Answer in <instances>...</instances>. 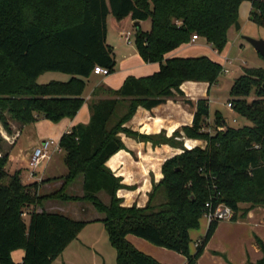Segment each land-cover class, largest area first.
Returning a JSON list of instances; mask_svg holds the SVG:
<instances>
[{"label": "trees", "instance_id": "trees-1", "mask_svg": "<svg viewBox=\"0 0 264 264\" xmlns=\"http://www.w3.org/2000/svg\"><path fill=\"white\" fill-rule=\"evenodd\" d=\"M244 1L0 0V126L9 133L11 121L27 126L40 118L53 122L74 118L85 103L86 79L95 66L110 73L116 70L115 50L107 42L109 14L119 21L128 16L135 21L150 19V31L137 26L134 45L146 62L161 65L153 75L128 76L119 89L106 91L107 98L93 99L90 121L78 123L60 138L68 167L63 177L26 184L21 170L10 174V155L3 152L0 129V264H52L78 238L88 221L61 212L30 211L49 199L93 204L104 215L117 264H164L138 249L127 239L129 234L180 252L187 264H197L220 223H209L193 252L190 231L200 228L208 203L214 210L220 203L229 205L233 221L254 207H264V68H244L230 89L234 110L249 124L231 126L220 110L212 124L209 102L202 99L193 124L183 127L184 135L177 130L171 137L164 133L153 137L125 125L139 105L153 108L176 93L184 96L180 87L187 80L217 83L223 73L221 62L205 55L165 56L194 34L223 52ZM250 12V20L264 28V0H253ZM47 71H61L70 78L40 83L38 78ZM121 133L183 148L163 164L164 177L143 207L123 205L118 196L122 178L107 166L110 156L125 148ZM182 136L206 143L187 149L177 139ZM81 175L83 195L71 194L69 186ZM49 180L63 183L42 194L39 187ZM101 192L108 195V202ZM241 202L252 205L242 209ZM25 214H30L29 223ZM19 249L26 254L16 263L13 251ZM248 264H264V255Z\"/></svg>", "mask_w": 264, "mask_h": 264}, {"label": "crops", "instance_id": "crops-1", "mask_svg": "<svg viewBox=\"0 0 264 264\" xmlns=\"http://www.w3.org/2000/svg\"><path fill=\"white\" fill-rule=\"evenodd\" d=\"M252 1L253 0L250 1L248 7V21H251L250 10L252 8ZM110 15L111 14L108 15L107 42L115 50L117 63L116 70L109 73L107 76L93 73L88 79H86L87 87L83 93L85 103L78 110L79 112L74 118L65 117L59 122H53L48 118H40L38 121L31 123L34 124L40 133L45 129L53 130L58 135V143L62 135L69 132L73 126L78 125V123H88L90 121L92 115V112L90 111V103L93 99L107 98L109 95H107L106 91L108 89H119L128 76H135L137 78L150 76L160 70L161 65L159 62H146L135 45L131 47L126 45L125 42H122L123 56L119 62L118 54L120 47L118 43L109 42ZM145 21L147 20L139 21V27L141 29ZM129 23H134L135 26L137 25V21H135L132 16H128L121 19L115 27L120 30L119 32H121V35H124L125 26ZM260 36L261 38L264 37V33ZM201 37L202 36H200V38ZM254 37L259 38L255 35ZM200 38L195 41L191 40L188 43H184L179 48L170 51L165 58L200 57L201 55H205L216 61L217 59H215L213 55H218L220 52L215 50L205 37H202L204 39L203 42H199ZM220 54H223L224 61H217L225 66L224 62L226 61V54L224 51ZM213 85L202 80H187L180 87L181 91L184 92V96L176 93L174 96H170L164 102L155 105L153 108H146L143 105H139L137 111L125 123V125L139 134L141 133L153 137L159 136L162 133L167 137H171L177 130H180L184 135L182 129L187 125L193 124L199 100H208L210 107L208 121L210 122L214 120L215 115L211 116V89ZM99 88L101 89L100 94L95 95L94 91ZM13 129V139L11 142H8L10 145L4 144L3 151L9 153V160L12 158V153L14 152L13 149L16 147L19 139L24 133L23 126L18 122H15V124L13 123ZM7 135L9 136V133ZM40 136L42 137L41 134ZM50 137L54 138L52 135ZM120 137L124 142L125 148L110 156V159L107 162L109 169L122 178L123 187L118 191V196L122 199L124 206H146L150 198V193L154 190V185L160 182L164 177L162 171L163 164L176 154L183 152V148L180 145H170L167 143L154 144L151 140L138 139L127 135L126 133H121ZM6 139L8 140L9 137ZM177 139L183 142L184 147L187 149L191 148L188 146L189 142L192 143V147L203 146L206 143L205 140L190 138L188 136L177 137ZM21 153L22 150L20 153H17L14 158L16 163H14L13 166L27 165L30 171V162L26 156ZM29 171L27 175L29 177L28 179H32V182L30 183L48 180L44 174L38 175L37 170V178H32L30 175L31 171ZM63 176L50 178H60ZM22 177L27 178L26 175ZM62 183V180H49L40 185L39 190L42 194H49L54 191V189L59 188ZM73 187H75L74 182L68 188L70 193L72 192ZM77 189L80 191L75 195H83V182H81ZM84 202L87 201H62L59 199H49L48 201H44L42 205L31 208L30 211L36 209L37 211L46 210L48 212H61L74 219L88 221V224H86L79 233L78 238L71 242L63 251L64 253L55 259L52 264H78L74 263L73 258H75V256H82L83 254L87 255L89 259L92 257L93 264H108L107 253L110 254V257L112 256V258H114L113 261L115 260L117 264V250L111 245L103 221L104 215L99 212L94 205H91V203L85 205ZM81 213L91 214V216L83 219L79 217ZM29 216L30 214H25V217ZM208 225V221H206L201 231L194 232V229L190 231L192 236L190 248L193 252L196 251L197 242L206 234ZM215 231V234L208 241L204 253L198 259L197 264H248L250 262H257V260L263 257L264 207H254L245 214H240L235 221L222 220ZM127 239H129V241H131L138 249L154 257L158 262L164 264H187V258L180 252L156 246L145 238L143 239L134 234H129ZM106 240L109 242L113 251L106 247ZM25 254L26 253L23 249L13 251L15 262H22ZM98 256H100V261H102L100 263L97 260Z\"/></svg>", "mask_w": 264, "mask_h": 264}, {"label": "rangeland", "instance_id": "rangeland-1", "mask_svg": "<svg viewBox=\"0 0 264 264\" xmlns=\"http://www.w3.org/2000/svg\"><path fill=\"white\" fill-rule=\"evenodd\" d=\"M251 0H245L242 5L240 6V16H239V22L242 25V29H238L236 27V24L231 27L229 35H228V40H227V46L224 49V53L226 54V61L224 62L225 67L229 69L228 73H221L219 79L217 80V83H215L211 89V116H214L217 110H220L226 119V122H228L229 125L231 126H242L245 123L249 124L250 121H247L246 119L242 118L235 110L234 108H231L228 106V102H230L233 97L231 95V87L234 81L241 76L244 72V68L247 67H255V68H264V57L261 55L257 49L249 43L247 40L243 38V35H250V36H258L261 38L260 35L264 33V28L257 26L253 21H248V7L250 4ZM111 17V22H110V38L109 42H114L118 43L120 47V51L118 54L119 62L122 59L123 56V47H122V42L126 43L128 46H134V40L136 36V26L134 23L128 24L125 26L124 32L131 31L133 33L132 36V43H128L125 39V35H121L119 32L120 30L115 27L117 23L120 21L117 20L114 16L110 15ZM152 26V22L150 19L144 22L142 25V30L144 31H150ZM264 38V37H263ZM204 39L201 37L199 42H203ZM223 54H218V55H213V57L219 61H224L223 60ZM102 76V75H101ZM70 76L66 73L63 72H54V71H47L45 74L41 75L38 78V81L40 83H45L49 82L50 80H68ZM255 95L249 98V100H253ZM16 122V121H15ZM14 121H11V126L13 129V123L15 124ZM212 124L214 123L213 120L210 121ZM17 123V122H16ZM23 136L19 139V142L17 143L16 147L13 149L12 153V158L8 164V171L10 174H13L17 171V169H21V175L24 176L26 175L27 178H23V181L26 183L32 182V179H28V167L27 165H17L13 166L15 162L14 158L16 157L17 153H20L22 150L23 155L26 156V158L30 162V157L33 153V151L37 147L44 146V141L49 140L51 145H50V152H51V157L47 161L43 162L36 170L38 175L44 174L47 178L50 177H59L63 176L68 172V167L66 164L65 160V151L61 150L60 152L57 151L56 149L58 148V140L57 137L58 135L53 131L49 129H45L43 132H39V130L34 126V124L23 126ZM1 129V134L3 135L5 142V145H10L8 142L12 141L13 139V133H9L6 129L0 126ZM14 131V129H13ZM9 133V136L7 134ZM42 135V137L40 136ZM54 136L50 137L51 135ZM9 137L7 140L6 138ZM204 143V142H203ZM202 143V144H203ZM189 147H192V143H188ZM32 169L30 168V171ZM29 171V172H30ZM84 181V176L81 175L79 178L74 182L75 187H73V190L71 193L76 194L79 193V189H77L81 182ZM101 198L105 201H109V197L105 192L100 193ZM85 205H89L90 203L84 202ZM88 203V204H86ZM93 205V204H91ZM241 207L242 209H247L251 207V203L248 202H241ZM91 214L87 213H81L79 217L81 218H87L90 217ZM26 222L29 223L30 221V216L25 217ZM206 217L202 220L201 226L199 229H194V232H199L203 229L205 223H206ZM195 238V236H194ZM107 242V240H106ZM106 247L109 248V250H112V247H110L109 242L106 243ZM85 249V248H84ZM106 254V253H105ZM107 255V261L108 264H116L115 260L113 261L114 258L112 256L110 257V254ZM100 256L97 257L98 262L100 261L101 258ZM93 258L91 257L90 259L88 258L87 255L83 254L82 256H75L73 258L74 263L78 264H93ZM101 264V263H100Z\"/></svg>", "mask_w": 264, "mask_h": 264}, {"label": "built area", "instance_id": "built-area-1", "mask_svg": "<svg viewBox=\"0 0 264 264\" xmlns=\"http://www.w3.org/2000/svg\"><path fill=\"white\" fill-rule=\"evenodd\" d=\"M124 35H125L126 41L131 44L133 33L131 31H127V32H124ZM199 38L200 37L197 34H194L192 37V40L195 41V40H198ZM225 60H227V59L225 58ZM223 72L228 73L229 69L224 66ZM94 73L102 75V76H107L110 73V70L108 68L101 66V65H97L94 68ZM228 106L233 108L231 102H228ZM50 145H51L50 141L46 140V141H44V146L37 147L33 151L32 155L30 157L31 160L29 163L30 168L32 169L30 172V175L32 178L33 177L37 178L36 169L43 162L50 159V157H51ZM56 150L59 152L62 150L60 143H58V148ZM207 206H208V210L205 212L204 216L206 217L208 224L212 221H215V220L218 222H221L222 220H232L233 219L234 211L229 205H227L225 203H220V205H218L217 208H215V210L212 209V206L210 203H208Z\"/></svg>", "mask_w": 264, "mask_h": 264}, {"label": "water", "instance_id": "water-1", "mask_svg": "<svg viewBox=\"0 0 264 264\" xmlns=\"http://www.w3.org/2000/svg\"><path fill=\"white\" fill-rule=\"evenodd\" d=\"M136 26H139V21H137V25ZM236 27L238 29H242L241 28V24L239 21L236 22ZM243 38L245 40H247L249 43H251L256 49L257 51L264 56V38H255L253 36H250V35H243Z\"/></svg>", "mask_w": 264, "mask_h": 264}]
</instances>
